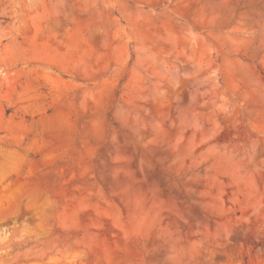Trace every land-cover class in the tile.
<instances>
[{
  "label": "clouds",
  "instance_id": "1",
  "mask_svg": "<svg viewBox=\"0 0 264 264\" xmlns=\"http://www.w3.org/2000/svg\"><path fill=\"white\" fill-rule=\"evenodd\" d=\"M45 7L43 0H0V15L12 18L0 36L9 42L0 76L6 83L5 73L28 69L27 62L18 67L25 53L16 37L30 27L34 16L44 21L62 17L67 22L73 21L74 13L93 16L103 25L94 30L104 37L101 47H107L113 34L118 37L123 58L111 68L97 69L107 76L94 81L87 94L99 92L105 79H119L125 69L130 78L117 90L107 111L89 122L88 131L113 145L123 140L131 155L123 158L126 163L111 171L89 173L88 178L97 199H104L98 181L110 183L111 197L129 211L119 226L126 242L140 254L130 264H145L146 257L150 264H217L221 257L227 264H242L246 254L242 246L231 258L224 249L247 236L253 223L257 233L253 240L260 245L256 254H264V126H258L249 108L254 97L264 103V80L255 73L256 68L264 69V0H50L47 11ZM85 61L89 66L99 64L94 55H86L79 63ZM27 99L20 95L17 101ZM227 124L247 129L246 140L234 137L230 144H214L194 154L198 136L199 143L208 142ZM17 128L6 124L0 138V182L20 174L32 151L17 150L23 140ZM154 148L168 154L157 158V163L176 166L185 181L196 182L219 172L236 187L231 208H225L219 196L190 189L193 196L211 197L201 207L214 214L209 218L212 231L195 221L189 238L180 228L189 224L188 219L180 218L175 225L164 223L165 205L157 199L162 189L144 191L137 179L146 168L154 170L149 161ZM237 207L247 215L233 218ZM215 217L224 219L216 223ZM9 219L11 225L5 226ZM242 225L247 227L241 229ZM75 228L61 212L54 193L25 181L0 205V264H47L46 255L59 253L61 245L65 251H75L78 264H89L94 237L65 235L62 239L57 234V229L68 234Z\"/></svg>",
  "mask_w": 264,
  "mask_h": 264
},
{
  "label": "rangeland",
  "instance_id": "2",
  "mask_svg": "<svg viewBox=\"0 0 264 264\" xmlns=\"http://www.w3.org/2000/svg\"><path fill=\"white\" fill-rule=\"evenodd\" d=\"M43 3L47 11L50 0H43ZM179 10L187 12L184 8ZM2 11L0 8V13ZM11 23V17L0 15V36ZM102 26V23L94 21L93 16L75 13L72 22L56 16L48 21L34 16L30 27L16 37L25 53L18 67L27 62L28 69L5 73L8 76L6 83L0 76V138L5 135L6 124H15L18 134L23 137L17 150L22 154L25 148L32 151L28 153V163L22 167L20 174L0 182V205L7 203L13 189L25 181L37 190L47 189L59 200L60 210L68 222L77 225L68 234L57 229V234L62 239L65 235L69 239H82L86 234L95 238L96 243L88 255L89 264H130L140 254L130 241L126 242L124 231L119 226L127 220L129 211L119 199L111 197L110 183L98 181L104 199H97L93 195L96 188L88 178L89 173L95 174L105 169L111 171L119 164L126 163L123 158L131 155L123 140L119 145H113L107 138L100 139L88 131L89 122L107 111L117 90L130 78V73L124 74L127 72L125 69L119 79H105L100 91L88 96L92 83L107 76L105 71L97 69H103L105 65L108 68L115 66L124 55V49L114 34L107 47H101L104 37L94 30ZM8 48V40H0V62H3ZM86 55H94L99 64L91 62L89 66L88 61L80 64ZM255 73L264 80V69L256 68ZM245 89L246 85L242 83L241 91ZM20 95H27L28 99L18 102ZM21 108L25 110L21 111ZM249 108L258 126H264V103L254 97ZM247 132L243 126L237 129L227 124L218 136L208 142L199 143L198 136L194 154L207 151L214 144H230L234 137L246 140ZM190 135V132L186 134ZM165 155L168 154L161 149H153L149 161L154 165V170L146 168L144 176L137 177L142 190L157 186L162 189L157 199L165 205L167 215L164 223L175 225L179 224L180 218L188 219L187 226L180 225L183 235L192 238L195 221H200L208 231H212L213 224L209 223V218L214 214L201 204L219 196L225 208H231L236 187L229 177L219 172L196 182L185 181L183 174H178L176 166L169 167L167 162L163 165L157 163V158ZM128 166H131L130 163ZM192 188L200 193L210 192L211 197L193 196L190 194ZM261 191H264V185H261ZM194 200L198 202L193 203ZM22 213L27 214L23 209ZM242 214L247 215L237 207L233 218ZM20 219H23V215ZM223 219L215 217V222H222ZM11 223L9 219L5 226ZM244 227L247 225H242L241 229ZM251 227L252 231L247 236H240L234 246L224 249L225 256L231 258L242 246L246 252L242 264H264V254H256V248L260 245L253 240L257 234L255 223ZM261 243H264V239ZM60 247L59 253L54 251L46 255L44 259L47 264H78L73 249L65 251L62 245ZM145 264H150V258H145ZM217 264H227V261L221 257Z\"/></svg>",
  "mask_w": 264,
  "mask_h": 264
}]
</instances>
